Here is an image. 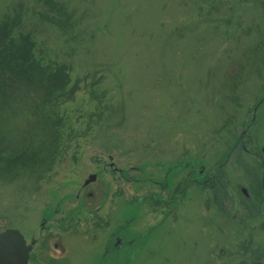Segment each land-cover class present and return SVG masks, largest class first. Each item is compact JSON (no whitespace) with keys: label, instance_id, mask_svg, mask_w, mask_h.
Here are the masks:
<instances>
[{"label":"rangeland","instance_id":"374dc122","mask_svg":"<svg viewBox=\"0 0 264 264\" xmlns=\"http://www.w3.org/2000/svg\"><path fill=\"white\" fill-rule=\"evenodd\" d=\"M15 17L73 94L36 122L3 108L0 232L41 264H250L246 238L264 263L245 213L262 170L235 147H264V0H0Z\"/></svg>","mask_w":264,"mask_h":264},{"label":"trees","instance_id":"16d2710c","mask_svg":"<svg viewBox=\"0 0 264 264\" xmlns=\"http://www.w3.org/2000/svg\"><path fill=\"white\" fill-rule=\"evenodd\" d=\"M10 22L11 23L8 22V19H5L0 23V117L3 114V108L10 103L9 99L12 98L15 110L18 108L28 109L31 111V116L34 119V122L38 119L45 120V117L43 116L46 114V108L50 110L54 108L56 102L71 100L73 89L67 90L69 78L63 68H56L53 70L41 66L40 62L35 59L32 35L30 33L18 31L19 18L15 17V19H10ZM25 102H28L26 103L27 107L21 104H16ZM1 126L2 124L0 125V130ZM47 132L49 137L53 139V134L50 135V129H48ZM236 143L240 144L241 141ZM11 148L12 147L9 149ZM5 150L6 146H4L3 149L0 142L1 173H5L8 169H11L13 163L12 151L8 153V157L10 156L8 159V157L5 158L7 153ZM35 156L36 154H33L32 158H29V165L21 162L22 157L14 156V165L19 164L23 169L27 168V166H29V168L34 167L35 161L38 159ZM260 169L262 170V168ZM197 177L198 180L202 178L200 175ZM258 180L261 181V178L259 179L258 177L257 179L254 177L256 185L254 187L257 190V194L262 192L261 184H259ZM196 181H193V183H196ZM207 182L208 181H202L204 187L207 186ZM220 200H222V198H220ZM261 205L262 201L259 196L257 206L256 208H253L255 213L254 217H260L261 212L259 211V208ZM248 206L249 203H247L246 208ZM246 240H244V242ZM249 248L250 247L246 243L243 244L241 260L247 257V261L255 263V260L257 258L259 259L260 256L259 254L255 255L258 252L251 251L248 253ZM247 254L249 256H247ZM241 264H246V262Z\"/></svg>","mask_w":264,"mask_h":264},{"label":"flooded vegetation","instance_id":"af4514ba","mask_svg":"<svg viewBox=\"0 0 264 264\" xmlns=\"http://www.w3.org/2000/svg\"><path fill=\"white\" fill-rule=\"evenodd\" d=\"M235 147H236V150H240L241 152H243L245 156L253 158V159L259 161L260 167L262 168V177H261L262 192L257 194V190L254 187V186H256L255 185V181H254L253 178H251V183H252L251 187L253 189V195H252V200L250 201L251 204H249V206L246 208L245 213H246V220H247L246 222L247 223L254 219L253 216H254L255 213L253 211V208H254L253 204H255V206H257V201H258L259 196H260V199L262 201V205H261L262 211L260 213V217H257L255 220H260L261 221V232H262V237L264 238V147L260 151H256L255 152L254 149H256V148H254L253 150L251 149V151H250V150H247L245 148V144L242 141H241L240 144L236 143ZM244 197L247 200L250 199L249 196H248V193H247V195H244ZM175 200H176V198H175ZM169 204H172L171 200H170ZM42 228H43V226H42ZM120 228L124 229L123 227H120ZM124 236H125V233L121 232L120 230L116 233V236H115V239H114V245H113L116 249L118 248V250H119V248L122 247V245H123L122 241H123ZM250 237H251V235H250ZM249 240L250 239L246 240L245 242L244 241H240V242L246 243L251 248L252 245H253V238H251L250 241ZM32 243H34V244H32ZM30 244H32V248L33 249H31V251L29 253L28 264H41L42 263L41 259H38V258H40V256L35 255V257H34V254H35L34 247L36 246V241H31ZM238 252H240V250H238ZM53 253L58 255L57 253H59V252L53 250ZM56 255L53 256L54 259L49 257L51 263L52 264H63L62 258L59 257V259H56V257H57ZM106 255H107V252L104 255L103 259H105ZM102 264H104V260L102 261ZM247 264H249V263H247ZM250 264H254V263H250Z\"/></svg>","mask_w":264,"mask_h":264},{"label":"water","instance_id":"95a60500","mask_svg":"<svg viewBox=\"0 0 264 264\" xmlns=\"http://www.w3.org/2000/svg\"><path fill=\"white\" fill-rule=\"evenodd\" d=\"M94 181L95 176H90L85 186ZM29 251L30 247H26L18 232L7 230L0 233V264H27Z\"/></svg>","mask_w":264,"mask_h":264}]
</instances>
